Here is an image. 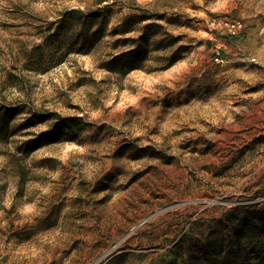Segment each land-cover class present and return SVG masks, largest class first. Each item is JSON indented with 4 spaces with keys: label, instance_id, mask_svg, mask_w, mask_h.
I'll return each instance as SVG.
<instances>
[{
    "label": "rangeland",
    "instance_id": "374dc122",
    "mask_svg": "<svg viewBox=\"0 0 264 264\" xmlns=\"http://www.w3.org/2000/svg\"><path fill=\"white\" fill-rule=\"evenodd\" d=\"M257 242L264 0H0V264H264Z\"/></svg>",
    "mask_w": 264,
    "mask_h": 264
},
{
    "label": "built area",
    "instance_id": "2783aa9c",
    "mask_svg": "<svg viewBox=\"0 0 264 264\" xmlns=\"http://www.w3.org/2000/svg\"><path fill=\"white\" fill-rule=\"evenodd\" d=\"M226 28L228 30V33L232 36H235V37H238V35H241L244 31L243 24L240 21L226 23ZM215 61L217 63H223L224 62V60L220 56L219 52H217V55L215 57Z\"/></svg>",
    "mask_w": 264,
    "mask_h": 264
},
{
    "label": "trees",
    "instance_id": "16d2710c",
    "mask_svg": "<svg viewBox=\"0 0 264 264\" xmlns=\"http://www.w3.org/2000/svg\"><path fill=\"white\" fill-rule=\"evenodd\" d=\"M264 250V245H263V243L261 242V243H256L255 244V253H256V255L259 257L260 255H261V252Z\"/></svg>",
    "mask_w": 264,
    "mask_h": 264
}]
</instances>
